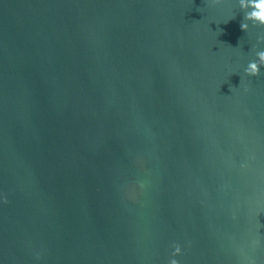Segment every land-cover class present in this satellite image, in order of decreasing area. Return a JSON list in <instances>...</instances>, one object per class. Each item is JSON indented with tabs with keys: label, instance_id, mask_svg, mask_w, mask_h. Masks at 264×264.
I'll list each match as a JSON object with an SVG mask.
<instances>
[{
	"label": "water",
	"instance_id": "water-1",
	"mask_svg": "<svg viewBox=\"0 0 264 264\" xmlns=\"http://www.w3.org/2000/svg\"><path fill=\"white\" fill-rule=\"evenodd\" d=\"M243 15L0 0V264H264V67L244 73L264 26Z\"/></svg>",
	"mask_w": 264,
	"mask_h": 264
},
{
	"label": "clouds",
	"instance_id": "clouds-1",
	"mask_svg": "<svg viewBox=\"0 0 264 264\" xmlns=\"http://www.w3.org/2000/svg\"><path fill=\"white\" fill-rule=\"evenodd\" d=\"M239 7L244 11L243 19L240 23V29L244 32L248 31L249 23L253 25L264 26V0H238ZM250 9V10H249ZM255 59L249 61L244 73L246 76L255 77L260 73L261 67H264V50L255 52ZM7 203V200L4 201ZM171 255L173 257L181 254V246L174 244ZM168 264H179L176 259H170Z\"/></svg>",
	"mask_w": 264,
	"mask_h": 264
}]
</instances>
